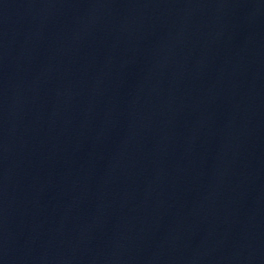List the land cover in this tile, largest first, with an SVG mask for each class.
<instances>
[{"label": "water", "instance_id": "obj_1", "mask_svg": "<svg viewBox=\"0 0 264 264\" xmlns=\"http://www.w3.org/2000/svg\"><path fill=\"white\" fill-rule=\"evenodd\" d=\"M0 264H264V0H0Z\"/></svg>", "mask_w": 264, "mask_h": 264}]
</instances>
